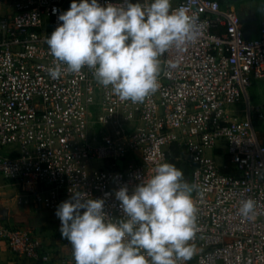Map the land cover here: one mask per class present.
<instances>
[{"label":"built area","instance_id":"obj_1","mask_svg":"<svg viewBox=\"0 0 264 264\" xmlns=\"http://www.w3.org/2000/svg\"><path fill=\"white\" fill-rule=\"evenodd\" d=\"M71 3L0 0V178L19 189L17 202L56 211L73 190L104 199L109 217L123 218L115 192L126 186L131 194L168 163L174 144L192 166L197 207L190 242L197 251L186 264H264V108L249 96L264 84V19L247 38L235 8L171 0L195 16L197 37L161 57L158 91L132 103L86 67L49 75L55 61L46 40ZM249 198L255 209L244 217L239 209ZM0 239L16 257L54 260L51 245L29 227L0 225Z\"/></svg>","mask_w":264,"mask_h":264},{"label":"clouds","instance_id":"obj_2","mask_svg":"<svg viewBox=\"0 0 264 264\" xmlns=\"http://www.w3.org/2000/svg\"><path fill=\"white\" fill-rule=\"evenodd\" d=\"M58 21L46 40L55 61L49 75L58 79L86 67L113 96L132 103L158 91L161 57L184 50L198 34L195 16L173 9L171 0H72ZM193 188L182 169L159 164L131 194L126 186L115 192L120 219L109 217L104 199L72 190L56 210L61 236L75 264H186L197 251L190 243L198 232ZM255 203L243 201L239 213L249 216Z\"/></svg>","mask_w":264,"mask_h":264},{"label":"crops","instance_id":"obj_3","mask_svg":"<svg viewBox=\"0 0 264 264\" xmlns=\"http://www.w3.org/2000/svg\"><path fill=\"white\" fill-rule=\"evenodd\" d=\"M240 16L246 33H250L251 36L256 34L258 25L254 24L251 16H243L241 13ZM243 20H247V22L245 23ZM18 194L19 189L17 187L6 183L0 178V225L8 224L25 226L32 229L35 233L40 234L44 238L45 243L50 244L52 249L55 251L54 260L51 263L45 264H72L71 261L68 260V252L66 253L65 251L68 244H60L58 238L61 236L60 231L55 230L52 234L50 233L49 225H53L56 222V219L59 220L56 216V211L39 207L34 202L18 203L16 200ZM55 234L60 236H56ZM62 246L64 248H59ZM0 264L42 263L31 259L16 257L10 251L5 241L0 239Z\"/></svg>","mask_w":264,"mask_h":264},{"label":"rangeland","instance_id":"obj_4","mask_svg":"<svg viewBox=\"0 0 264 264\" xmlns=\"http://www.w3.org/2000/svg\"><path fill=\"white\" fill-rule=\"evenodd\" d=\"M258 4H259L258 0H239L236 2H231L230 4H228V6L235 8L236 11L239 14L240 13L243 14V16L250 15L254 21L257 18L254 12H256V8H257ZM249 96H250L251 103L253 105L260 106L261 108H264V86L263 85H260L259 87L257 85H254L253 87H251L249 89ZM261 124H263V123L261 122ZM263 129H264V126H262L259 129L260 133L263 131ZM218 160H219V162L223 161L222 157H219ZM56 222H57V219H56ZM55 223L53 225H55ZM53 225H49L51 234L53 231L55 232V229H53L54 228ZM55 235L60 236L57 234H55ZM58 238H59L61 245H63V244L65 245L66 243L68 244L67 249L65 251H66V253L68 252V256L71 258L73 256V250H72L71 245L69 244V242L66 239L62 238V236H60ZM59 248H64V247L62 246Z\"/></svg>","mask_w":264,"mask_h":264},{"label":"trees","instance_id":"obj_5","mask_svg":"<svg viewBox=\"0 0 264 264\" xmlns=\"http://www.w3.org/2000/svg\"><path fill=\"white\" fill-rule=\"evenodd\" d=\"M220 3L222 2L219 0ZM259 4L256 8V20H254V23L259 26L260 22L264 19V0H258ZM223 4V3H221ZM264 86V84L262 83ZM261 135L264 137V129L261 132ZM170 153L168 154V163L174 164L177 168L182 169L184 172V178L185 180L190 184L191 178H192V166L190 165L187 154L182 147H178L174 144H171L168 146ZM182 156V157H181ZM226 161H229L226 157ZM61 222L60 220H57V222L54 225V229L57 231H60Z\"/></svg>","mask_w":264,"mask_h":264},{"label":"flooded vegetation","instance_id":"obj_6","mask_svg":"<svg viewBox=\"0 0 264 264\" xmlns=\"http://www.w3.org/2000/svg\"><path fill=\"white\" fill-rule=\"evenodd\" d=\"M222 1V3L224 4V5H228V4H230L231 2H233V1H231V0H221Z\"/></svg>","mask_w":264,"mask_h":264},{"label":"water","instance_id":"obj_7","mask_svg":"<svg viewBox=\"0 0 264 264\" xmlns=\"http://www.w3.org/2000/svg\"><path fill=\"white\" fill-rule=\"evenodd\" d=\"M231 1H233V2H236V1H239V0H231ZM243 22H247V20H243ZM251 35H250V33H246V37L247 38H249Z\"/></svg>","mask_w":264,"mask_h":264}]
</instances>
